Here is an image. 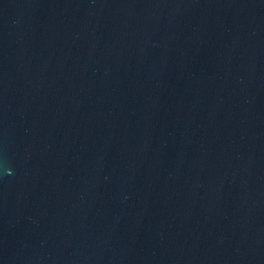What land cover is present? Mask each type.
<instances>
[{
    "label": "water",
    "instance_id": "water-1",
    "mask_svg": "<svg viewBox=\"0 0 264 264\" xmlns=\"http://www.w3.org/2000/svg\"><path fill=\"white\" fill-rule=\"evenodd\" d=\"M0 264H264V0H0Z\"/></svg>",
    "mask_w": 264,
    "mask_h": 264
}]
</instances>
